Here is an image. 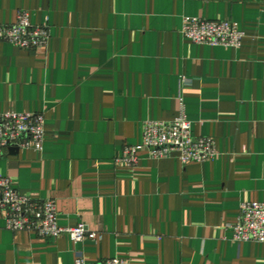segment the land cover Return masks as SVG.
Returning <instances> with one entry per match:
<instances>
[{
	"label": "crops",
	"instance_id": "0c3cea01",
	"mask_svg": "<svg viewBox=\"0 0 264 264\" xmlns=\"http://www.w3.org/2000/svg\"><path fill=\"white\" fill-rule=\"evenodd\" d=\"M23 10L51 37L33 50L0 43V114L44 113L45 146L9 151L0 174L55 199L61 227L98 238L14 233L0 211V264H264V244L232 230L242 203L264 202V0H0V25ZM193 18L233 21L245 39L195 44L182 33ZM182 103L214 159L142 151L136 169L115 165L145 122L174 120Z\"/></svg>",
	"mask_w": 264,
	"mask_h": 264
},
{
	"label": "built area",
	"instance_id": "2783aa9c",
	"mask_svg": "<svg viewBox=\"0 0 264 264\" xmlns=\"http://www.w3.org/2000/svg\"><path fill=\"white\" fill-rule=\"evenodd\" d=\"M184 37L198 45L240 48L245 33L233 21H211L203 18L185 19ZM51 37L48 25H34L28 11H19L11 25H0V43H9L24 50L47 47ZM44 113L6 112L0 114V158L12 148L42 153L45 146L46 120ZM147 151L154 160L169 159L177 155L183 165L204 163L218 155L216 141L211 137H195L185 107L172 121H147L144 123L143 141L140 145H126L115 165L134 170L140 162L139 154ZM0 211L6 229L14 233L34 232L40 237L58 240L69 235L75 243L85 239L96 240L97 233L89 232L85 225L63 228L58 223L59 209L55 199L39 200L21 194L11 178L0 174ZM233 239L238 243L264 244V202H244L238 221L232 226ZM73 264H130L112 258L89 263L77 257Z\"/></svg>",
	"mask_w": 264,
	"mask_h": 264
},
{
	"label": "water",
	"instance_id": "95a60500",
	"mask_svg": "<svg viewBox=\"0 0 264 264\" xmlns=\"http://www.w3.org/2000/svg\"><path fill=\"white\" fill-rule=\"evenodd\" d=\"M19 152V150L17 149V148H12V149H10V153L12 154V155H15L16 153H18Z\"/></svg>",
	"mask_w": 264,
	"mask_h": 264
}]
</instances>
